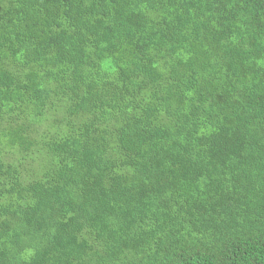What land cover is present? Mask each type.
<instances>
[{
  "label": "trees",
  "instance_id": "16d2710c",
  "mask_svg": "<svg viewBox=\"0 0 264 264\" xmlns=\"http://www.w3.org/2000/svg\"><path fill=\"white\" fill-rule=\"evenodd\" d=\"M0 264H264V0H0Z\"/></svg>",
  "mask_w": 264,
  "mask_h": 264
}]
</instances>
